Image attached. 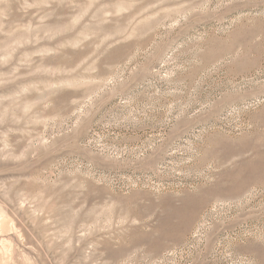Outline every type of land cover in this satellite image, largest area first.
I'll return each instance as SVG.
<instances>
[{"label":"rangeland","instance_id":"374dc122","mask_svg":"<svg viewBox=\"0 0 264 264\" xmlns=\"http://www.w3.org/2000/svg\"><path fill=\"white\" fill-rule=\"evenodd\" d=\"M0 264H264V0H0Z\"/></svg>","mask_w":264,"mask_h":264}]
</instances>
